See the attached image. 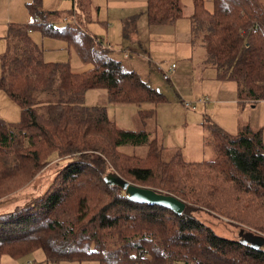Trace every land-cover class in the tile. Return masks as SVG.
I'll return each mask as SVG.
<instances>
[{
    "label": "trees",
    "instance_id": "16d2710c",
    "mask_svg": "<svg viewBox=\"0 0 264 264\" xmlns=\"http://www.w3.org/2000/svg\"><path fill=\"white\" fill-rule=\"evenodd\" d=\"M145 1L151 26L183 17L182 0ZM204 1L191 0L190 30L201 38L216 77L235 82L240 101L264 100V8L255 0H210L208 10ZM27 9L34 17L44 14L41 0H31ZM32 27L72 43L90 67L72 72L67 62L45 61L29 37ZM6 36L14 45L1 57L0 89L17 103L21 116L16 122L0 119V193L27 183L41 158L54 151L73 159L44 199L0 212V258L41 249L45 264L91 259L98 264H264L261 246L216 234L192 213L197 208L219 213L264 236L261 130L215 129L212 159L186 161L175 152L163 160L144 128H121L105 105L84 103L85 92L97 88L105 90L109 103L140 106L161 98L95 37L78 26L45 22L11 24ZM140 111L150 116L154 108ZM125 144L148 145L142 164L116 152ZM113 174L172 194L185 207L177 214L132 201L123 188L107 182ZM13 182L18 185L8 188Z\"/></svg>",
    "mask_w": 264,
    "mask_h": 264
},
{
    "label": "rangeland",
    "instance_id": "374dc122",
    "mask_svg": "<svg viewBox=\"0 0 264 264\" xmlns=\"http://www.w3.org/2000/svg\"><path fill=\"white\" fill-rule=\"evenodd\" d=\"M30 1L0 0V74L1 57L5 52H11L14 45L13 40L6 36L9 25H30L36 22L37 16H32L27 9V3ZM255 2L264 8V0ZM181 3L183 17L175 24L152 26L148 24L145 15V0H41V9L43 12L66 13L68 17L54 25L78 26L87 34L97 36L104 47L114 48L115 52L108 49L112 59L121 61L125 67L137 71L143 82L158 89L161 98L154 104L141 103L137 106L129 102L109 103L105 90L99 88L87 90L84 103L105 105L109 118L115 120L121 128H144L149 134V139H156L155 146L163 160H169L175 152L186 161L212 159V131L215 129L222 133L235 134L245 125H249L254 130H261L264 143V100L254 103L251 99L240 101L235 82L216 77L214 66L205 57L201 38L190 35L196 48L185 41L184 36L188 32L186 19H189L193 5L191 0H182ZM204 6L211 10L212 2L206 0ZM121 18L125 19L124 22ZM100 20L104 21L105 25ZM148 26L151 30L156 29L154 33L151 30L149 32ZM28 34L41 50L44 60L67 62L72 72H81L90 67L89 63L80 59L73 44L65 39L45 35L35 27L30 28ZM172 63L175 67L170 79H163L158 65L167 69ZM201 98H206V101H198ZM184 102H188L189 106H185ZM192 105L195 108H192ZM150 107L154 108L150 116L141 114L140 110ZM20 116L17 103L0 89V119L16 122ZM116 152L130 156L134 165L142 164L147 156L148 145H120ZM72 159L66 155L58 157L55 151L48 157H42L41 167H38L27 183L11 191L8 189L5 192L7 188L2 190L4 192L0 193V212L13 210L35 199H44L45 194L59 184V172ZM124 176L131 181L128 176ZM134 184L146 186L139 182ZM17 185L13 182L8 188ZM192 213L216 234L229 239H245L249 242L250 237L260 236L251 233L250 229L236 226L237 224L232 223L225 215L214 214L202 208H197ZM261 248L264 249V243ZM42 259L43 252L37 249L22 256L4 253L1 255L0 264H45ZM57 264L98 262L94 259L63 260Z\"/></svg>",
    "mask_w": 264,
    "mask_h": 264
},
{
    "label": "water",
    "instance_id": "95a60500",
    "mask_svg": "<svg viewBox=\"0 0 264 264\" xmlns=\"http://www.w3.org/2000/svg\"><path fill=\"white\" fill-rule=\"evenodd\" d=\"M107 182L116 184L123 188L128 198L138 203L160 205L171 209L177 214H180L185 207V203L172 194L159 192L147 186H140L131 183L117 174L108 176ZM249 243H251L256 248L260 247L264 243V237H250Z\"/></svg>",
    "mask_w": 264,
    "mask_h": 264
},
{
    "label": "crops",
    "instance_id": "0c3cea01",
    "mask_svg": "<svg viewBox=\"0 0 264 264\" xmlns=\"http://www.w3.org/2000/svg\"><path fill=\"white\" fill-rule=\"evenodd\" d=\"M146 2V1H145ZM146 7V6H145ZM96 8V7H95ZM97 9V8H96ZM144 11H145V8H144ZM143 11V12H144ZM44 14H43V16H41L39 19H40V21H41V23H43V22H45V23H47V24H51V25H53V26H56V25H54V23L56 24V22L57 23H59L61 20H63V19H66L67 17H68V15H66V13H62V12H54V11H50V12H47V11H44L43 12ZM131 16H133V15H131ZM43 20H45V21H43ZM124 20L125 19H122L121 18V21L122 22H124ZM179 20V19H178ZM186 20H188V25H187V29L186 30H188V32H186V35L184 36V39H185V41L187 42V43H189V44H191V46H193V48H196V46L194 45V41H193V37H191L190 38V35H191V30H190V22H189V19H186ZM177 21V20H176ZM175 21V22H176ZM49 22V23H48ZM100 22L102 23V24H104L105 25V22L104 21H101L100 20ZM175 22L174 23H172V24H175ZM172 24H168V25H172ZM61 26V25H60ZM62 26H64V25H62ZM56 27H58V26H56ZM156 28V27H155ZM148 30H149V32H150V27L148 26ZM156 30V29H155ZM154 29L153 30H151L153 33H154V31H155ZM123 33H124V31H123ZM152 34V33H151ZM97 40H98V38H97V36H94ZM124 37H126L127 38V36H124ZM99 42H101L100 40H98ZM111 45V44H110ZM109 47V46H108ZM107 47V48H108ZM108 49H111L110 51L111 52H115V50H113L114 48L112 47V46H110V48H108ZM122 51V50H121ZM43 55V54H42ZM125 56V55H124ZM44 57V56H43ZM45 61H48V60H45ZM137 72V71H136ZM138 73V72H137ZM33 253V252H32ZM43 258H44V255H43ZM1 259V258H0ZM42 260H44V259H42ZM44 262V261H43ZM57 263H59V262H57ZM56 263V264H57Z\"/></svg>",
    "mask_w": 264,
    "mask_h": 264
},
{
    "label": "built area",
    "instance_id": "2783aa9c",
    "mask_svg": "<svg viewBox=\"0 0 264 264\" xmlns=\"http://www.w3.org/2000/svg\"><path fill=\"white\" fill-rule=\"evenodd\" d=\"M36 23H41L40 19L36 17ZM175 67V64L172 63L167 69H164L161 65H158V70L162 73L163 79L169 80L171 72H173V69ZM200 102L206 101V98L198 99ZM185 106H189L188 102H184ZM192 108H195L194 105L191 106Z\"/></svg>",
    "mask_w": 264,
    "mask_h": 264
}]
</instances>
